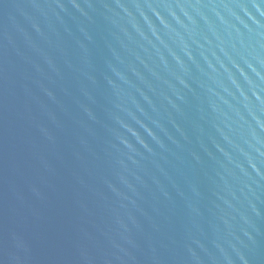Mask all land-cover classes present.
Listing matches in <instances>:
<instances>
[{
  "label": "water",
  "instance_id": "water-1",
  "mask_svg": "<svg viewBox=\"0 0 264 264\" xmlns=\"http://www.w3.org/2000/svg\"><path fill=\"white\" fill-rule=\"evenodd\" d=\"M0 264H264V0H0Z\"/></svg>",
  "mask_w": 264,
  "mask_h": 264
}]
</instances>
